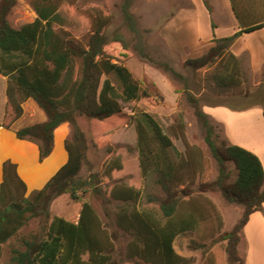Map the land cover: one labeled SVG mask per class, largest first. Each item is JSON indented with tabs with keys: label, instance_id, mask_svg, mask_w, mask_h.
Here are the masks:
<instances>
[{
	"label": "trees",
	"instance_id": "16d2710c",
	"mask_svg": "<svg viewBox=\"0 0 264 264\" xmlns=\"http://www.w3.org/2000/svg\"><path fill=\"white\" fill-rule=\"evenodd\" d=\"M28 1L35 17L15 28L8 15L16 0H0V74L7 76L6 104L14 117L22 113V102L32 99L45 119L17 128L15 136L35 143L38 160L42 161L53 149L54 130L60 124L67 122L70 134L63 142L65 163L41 188L27 195L16 164L10 160L1 164L0 246L16 236L31 218L43 221L40 234L28 233L18 239L17 246L11 247L8 264H109L116 232L109 230V222L92 203L82 199V194L89 190L103 203L121 202L111 212L113 223L128 236L126 257L143 264H187L174 248V240L181 233L198 232L200 223L213 217L219 219L218 208L206 195L208 191H219L227 202L242 206L240 217L229 230L210 229L207 234L202 231L204 237L212 235L211 239L193 241L190 246L207 249L206 253L209 246L224 241L226 262L245 264L237 251L240 234L250 214L261 210L264 202V169L259 157L242 146L219 139L198 100L189 96L204 128V141L216 162L217 176L209 177V159L199 145L186 140L181 120L169 129L181 139L183 150L176 147L170 134L151 114L141 111L135 117L138 166L145 178L155 174L154 182L164 193L161 198L147 197L148 201L158 202L159 213L130 206L140 200L141 188L115 181L105 191L99 173L92 170L88 161L87 139L77 119L83 116L105 129L121 116V101L149 95L126 65L113 61L105 52V45L111 41L119 42L124 49L130 41L119 31L106 32L113 17L100 7L84 10L90 32L82 41L54 28L64 21L59 13L63 0ZM202 1L211 12L208 0ZM231 8L240 29L229 36L213 35L212 45L205 52L184 60V65L193 70L214 65V84L222 90L242 89L247 80L240 59L230 51L232 42L244 32L264 27V0H231ZM122 12L136 39L133 48L141 57L151 60L142 47L141 31L127 3ZM164 66L175 74L171 67ZM111 135L108 130L94 142H105ZM120 169L122 163L117 157L105 165L103 173L110 178L113 170ZM63 194L81 201L76 221L58 215L50 218L51 201ZM104 214L106 218L110 216L108 212ZM215 231L219 232L217 236Z\"/></svg>",
	"mask_w": 264,
	"mask_h": 264
},
{
	"label": "rangeland",
	"instance_id": "374dc122",
	"mask_svg": "<svg viewBox=\"0 0 264 264\" xmlns=\"http://www.w3.org/2000/svg\"><path fill=\"white\" fill-rule=\"evenodd\" d=\"M125 3L128 4V10L134 16L136 26L141 31L142 47L151 60L141 57L133 48L136 39H133L124 20L122 6ZM90 6L100 7L112 15V22L106 29L108 34L119 31L130 41L129 47L126 49L119 42L111 41L105 45V52L112 57L113 61L122 62L126 65L133 77L141 83V87L146 89L149 95L141 96L139 99L129 102L121 101V116L114 124L108 125L105 129L100 123L92 122L83 116L78 117V124L87 139V158L92 170L99 173L100 185L105 191L108 192L115 181L141 188L140 200L135 204L130 203V206L157 214L159 213L158 202L148 201L147 197L161 198L164 193L160 186L154 182L155 174L153 172L146 178L140 173L136 149V114L141 111L151 114L170 134L176 147L183 150V142L180 138L175 137L169 129V126L176 120H181L184 123L186 140L199 145L208 157L210 162L209 177L214 179L217 176V165L204 141L205 131L195 115L189 96L198 100L200 109L207 114L219 139H223L227 143L235 136L245 140L252 137L249 139L255 140L264 130V116L258 111L260 106L264 108V69L261 84H257L256 77L251 76L248 80L245 73L247 80L242 89L222 90L214 84L212 77L214 65L196 70L185 66L184 60L193 57L195 53H187L184 48L183 50L181 47L171 44L167 36L168 20L171 13L178 7L190 6V3H186L185 0H63L59 7V13L63 16L64 21L62 24H55L54 28L67 32L76 40L84 41L90 32L89 19L84 10ZM34 17L35 12L28 0H16L8 15V21L11 26L17 28L20 24L33 20ZM185 25L186 23H182L183 27ZM192 38V34L188 32L187 41ZM164 65L171 67L175 74L168 71ZM112 81L117 85L114 78ZM211 107L218 108L215 112H225L222 111L225 108H229L230 111L234 109L245 110L244 114H240L238 117L237 115L232 116V112H226L225 116L228 118L226 117L224 122H217L208 114ZM44 119L45 114L32 99L22 102V113L15 118L11 107L9 104L4 105V97L0 95V130L10 131L13 138H6L5 140L1 138L0 158L4 154L10 153L16 162V166H18L19 174L28 182L30 187L42 184L65 158L61 142L63 134L60 133L59 129L54 130V136H56L54 153L50 159L44 162V159L38 160L35 143L16 138L15 130L17 128L34 122H41ZM64 123L67 126V130L64 132L66 138L70 134V126L67 122ZM108 130L112 131V135L107 141L94 142L97 137ZM117 157L122 163V169L113 170L111 179V177L104 175L103 170L110 160ZM7 160L10 159L7 158ZM1 164L0 161V181L2 177ZM229 165L234 175L233 164L230 163ZM29 192L27 189L26 195ZM206 195L218 208L219 219L213 217L212 220L200 223V233L199 231H187L179 234L174 240V248L186 258L187 264H228L223 250L224 241L212 244L206 253L205 250L207 249L192 248L190 242L209 241L212 235L209 238L204 237L201 234L202 231L207 234L217 228L219 232L231 229L241 215L242 206L227 202L219 191H208ZM82 196V199L92 203L100 216L109 222V230L116 232L114 247L109 252V264H143L126 257L125 246L128 236L117 229L113 223L111 212L121 202L112 200L108 204L103 203L90 190ZM80 207L81 201L70 199L68 194L60 195L50 203V218L58 215L76 221ZM106 212L110 215L107 218L104 214ZM42 225L43 221L40 218H31L16 236L3 243L0 246V264H8L10 249L18 245L20 237L31 232L40 234ZM219 232L215 231L214 236ZM245 250L246 245L243 243L240 234V241L237 245L238 254L244 257ZM250 253H252V249ZM85 258L86 256H84ZM249 261L252 264H259L257 259L252 260V256H249Z\"/></svg>",
	"mask_w": 264,
	"mask_h": 264
},
{
	"label": "crops",
	"instance_id": "0c3cea01",
	"mask_svg": "<svg viewBox=\"0 0 264 264\" xmlns=\"http://www.w3.org/2000/svg\"><path fill=\"white\" fill-rule=\"evenodd\" d=\"M185 1L186 3H190L189 7H178L169 16L167 36L171 44L181 47L182 49L184 48L187 53H195L193 54V57L202 54L212 45L213 35L215 37L229 36L240 29V25L231 8V0H208L209 5L211 6V12L207 10L202 0ZM182 23H186L185 27L182 26ZM212 24L214 27H212ZM188 32L193 36L190 41H187L186 39ZM230 51L240 59L248 80L251 76L256 77L257 84H261L263 81L261 80V76L263 75L264 69V27L252 32H244L239 35L232 42ZM6 87L7 76L0 74V95L4 97V105H6L7 101ZM216 109L218 108L211 107L208 114L211 115L217 122H224L227 117L225 116L226 112H232V116L237 115L238 117L240 114H244L245 110L234 109L230 111L229 108H225V110H222L225 112H215ZM263 110L264 108L261 106L258 109L261 115L263 114ZM56 129H59L60 133L63 134V138L61 140L63 151V142L65 139L64 132L67 130L66 123L60 124ZM11 135L12 133L10 131L7 132L5 130H0V142L1 138L4 140L6 138L13 139ZM55 138L56 136H54V146ZM249 138H246L247 140H245L244 138L235 136V138H232L231 141H228L231 144H237L255 153L259 157L264 169V130L263 132H260V135L255 140ZM54 146L51 153L43 160V162L52 157L54 153ZM63 152L65 155L64 161L40 185L30 187L28 182L19 174L17 166V172L25 182L26 189L32 191L33 189L41 188L44 183L56 172V170L65 163L67 153L65 149ZM7 158H9L11 162L16 163L10 153L4 154L0 158V161L3 162L7 160ZM241 238L243 243L246 245L243 257L245 264H252L251 261H249V256H252V260L257 259L259 264H264V202L261 210L250 214L249 219L241 232ZM251 249L252 253H250Z\"/></svg>",
	"mask_w": 264,
	"mask_h": 264
}]
</instances>
